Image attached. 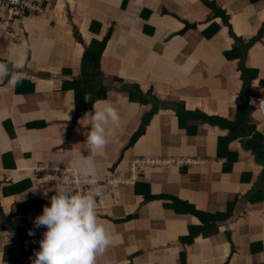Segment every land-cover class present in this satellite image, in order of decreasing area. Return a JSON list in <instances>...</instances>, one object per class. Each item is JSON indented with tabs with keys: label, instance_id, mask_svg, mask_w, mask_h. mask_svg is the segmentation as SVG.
I'll use <instances>...</instances> for the list:
<instances>
[{
	"label": "crops",
	"instance_id": "obj_1",
	"mask_svg": "<svg viewBox=\"0 0 264 264\" xmlns=\"http://www.w3.org/2000/svg\"><path fill=\"white\" fill-rule=\"evenodd\" d=\"M207 1L227 25L200 0H43L14 19L0 11V60L15 49L22 64L0 78V264H32L45 231L34 220L59 187L44 172H75L81 154L94 162L85 179L113 238L96 264H264V181L240 125L218 152L226 127L190 119L180 128L173 110L233 122L247 68V125L264 138V0ZM108 30L99 65L83 63ZM134 88L143 100H128ZM76 91L82 100L100 91L120 115L102 155L84 135L93 104L71 124ZM112 178L126 183L110 188Z\"/></svg>",
	"mask_w": 264,
	"mask_h": 264
},
{
	"label": "clouds",
	"instance_id": "obj_2",
	"mask_svg": "<svg viewBox=\"0 0 264 264\" xmlns=\"http://www.w3.org/2000/svg\"><path fill=\"white\" fill-rule=\"evenodd\" d=\"M19 47L26 48L27 44L22 43ZM10 55L12 59L0 63V78L10 74V66L22 68L15 59V49ZM18 82L12 81L13 84ZM84 99L92 101L91 94H86ZM92 102L93 111L85 113L83 119L87 120L86 126H90L84 135L90 151L102 155L114 128L119 126L120 115L108 100ZM259 107L264 111V100L260 101ZM74 168L77 177L88 178L94 174L95 165L92 158L81 154ZM55 192L50 203L43 206L42 213L34 220V226L43 227L45 231L32 264H96L97 256L106 251L113 238L99 221L94 194L79 191L72 175H66ZM43 194L47 195V192ZM28 234L34 235L31 230ZM2 256L0 253V258Z\"/></svg>",
	"mask_w": 264,
	"mask_h": 264
},
{
	"label": "trees",
	"instance_id": "obj_3",
	"mask_svg": "<svg viewBox=\"0 0 264 264\" xmlns=\"http://www.w3.org/2000/svg\"><path fill=\"white\" fill-rule=\"evenodd\" d=\"M43 1V0H42ZM202 3H204L207 7H209L212 10V13L214 16L221 18L224 25H227V17L224 15V12L214 6L213 3L208 2L207 0H200ZM43 5V2H41ZM28 12H25L27 14ZM93 24H96L93 22ZM187 26V25H186ZM189 26V25H188ZM210 29H217L216 25L212 24ZM111 31L108 30L106 35L102 38L101 41L92 40L90 45L85 49L83 55H82V62L90 63L92 66L97 67L99 65V58L101 56V53L109 39ZM231 34V33H230ZM0 63H7L6 61L0 60ZM11 69V68H10ZM242 89L239 93V105L236 109V115L233 122H228L224 119H220L217 117H207L206 115L195 111H185L184 108L179 104L176 103V105L173 106V110L176 114V117L178 119V125L181 128L184 126L185 122L190 119H199L204 122L213 123L216 125H221L223 127H226L230 135L228 138H219L218 139V152L219 148H225L229 141L234 139V136L232 134V131H235L236 126L240 125L241 129V139H242V146L250 152V154L253 157V160L256 164L260 165L261 170L259 177L264 181V138L258 134L257 132H253V128L247 125L248 123V112H249V106H248V86L250 81L252 80L253 76L250 75L247 68H244L242 70ZM81 83V81H79ZM88 82H86L87 84ZM127 91V90H126ZM128 94V100L135 101L136 99L139 101L143 95L140 94L137 88H134L133 91H127ZM75 96V114L72 118L71 124H74L76 119L84 114L86 111L90 109L93 102L100 98V91L95 92V96L92 98V101H84L82 100L83 93L80 91H76L74 93ZM85 97V96H84ZM143 100V99H141ZM153 110H150L145 116L141 119V124L138 127V129L133 133V135L129 138L126 146H130L137 137H139L142 134V126L147 123L148 118L152 114ZM247 128V129H246ZM246 130V132H245ZM240 134V133H239ZM232 163V162H231ZM257 190L253 192V194L256 193ZM253 198L249 199L250 201ZM190 213H194V211L191 209ZM11 246H7L4 248V262H9L11 260Z\"/></svg>",
	"mask_w": 264,
	"mask_h": 264
},
{
	"label": "built area",
	"instance_id": "obj_4",
	"mask_svg": "<svg viewBox=\"0 0 264 264\" xmlns=\"http://www.w3.org/2000/svg\"><path fill=\"white\" fill-rule=\"evenodd\" d=\"M42 0H0V11H2L8 19H14L17 17H21L25 15V12H30L33 10L40 9V4ZM141 162H135L133 166L131 167L130 171H132L134 168L139 166ZM147 164L151 165L154 164L153 161H148ZM45 178L48 180H52L57 183L58 186H60V181L66 176V175H72L73 182L75 187L77 189L85 194L88 192H92L88 188L89 180L81 177H77L75 175V172L72 170H69L67 168L61 167V168H54L50 171H45ZM107 186L110 188L117 186L118 184L126 183V181L119 180L118 178H112L109 181L104 182ZM105 185V184H104ZM93 193V192H92ZM95 196H98L97 193H93Z\"/></svg>",
	"mask_w": 264,
	"mask_h": 264
}]
</instances>
